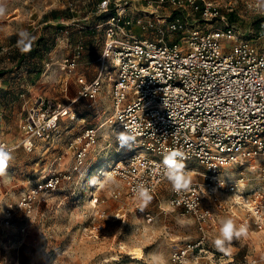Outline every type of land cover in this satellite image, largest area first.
Masks as SVG:
<instances>
[{"label":"built area","instance_id":"built-area-1","mask_svg":"<svg viewBox=\"0 0 264 264\" xmlns=\"http://www.w3.org/2000/svg\"><path fill=\"white\" fill-rule=\"evenodd\" d=\"M126 3L98 0L97 14H108V18L89 30L108 34L101 45L96 77L91 81L79 79L80 97L95 102L103 80L107 77L111 82L113 114L99 126L109 125L113 133L116 158L109 177L120 180L127 195L140 204L135 195L138 184L147 186L151 197L169 184L170 206L192 217L201 234L195 244L173 247L172 264H190L194 252L205 251L208 224L215 211H227L223 195L239 194L241 200L234 207L239 205L246 211L240 221L248 225L246 236L264 233V192L240 191L247 185L245 170L255 169L256 159L264 160V24L256 40L238 38L215 0H156L149 8L158 4L171 14L180 13L134 23ZM255 5L251 4L253 10ZM134 28L141 29L142 34H135ZM60 32L66 33L65 29ZM223 40L232 43L224 44ZM63 43L72 54L61 62L60 69L70 74L81 61L85 46H75L64 37ZM2 83L0 80V87ZM73 113L71 107L50 100L35 101L21 123L26 149L31 151L35 140L48 142L60 136L62 119L76 118ZM125 124L138 129L136 143L131 149L118 150L115 132L123 131ZM99 129H87L75 143V172L96 143ZM168 149L184 153L186 170L192 177L185 192L173 191L158 174ZM235 168L242 170L236 179L224 175ZM259 171L264 181V168L259 167ZM71 179L72 174L49 176L41 187L26 192L16 209L31 214L42 192H53ZM121 196L118 190L112 192L114 199ZM12 212L11 207L9 218Z\"/></svg>","mask_w":264,"mask_h":264},{"label":"rangeland","instance_id":"rangeland-1","mask_svg":"<svg viewBox=\"0 0 264 264\" xmlns=\"http://www.w3.org/2000/svg\"><path fill=\"white\" fill-rule=\"evenodd\" d=\"M125 1L127 14L134 23L138 19L151 21L156 16L173 17L180 13L171 14L158 4L149 8L150 2L156 0ZM215 1L238 38L257 39L264 24V13L251 8L256 0ZM97 3L98 0H7V12L0 17V79L14 74L17 81L14 86L25 94V100L16 107L6 105L1 111L4 126L0 129V142L15 149L6 175L0 176V264H152L154 253L163 257L162 264H172L171 255L176 244L186 246L200 241L195 220L170 206L168 183L142 206L127 195L120 180L109 176L105 179L116 158L111 127L105 125L99 129L113 114L111 82L107 77L103 80L101 94L93 102L80 97L79 81L81 78L90 81L91 68L97 75L101 45L107 39L108 31L89 30L90 26L108 18V14H97ZM155 9L157 12L152 13ZM52 12H58L69 28H74L69 35H61L62 29L57 36L52 27L41 28L46 13ZM21 30L35 38L28 52H21L17 46ZM133 32L142 34L139 28H134ZM62 36L69 38L73 45L75 42V46L79 43L85 46L81 61L70 74L60 69L61 62L72 54L67 55L63 38L58 40ZM97 41L101 43L96 45ZM223 43L232 41L223 40ZM37 50L40 54H35ZM86 58L89 63L82 61ZM113 67L110 62V68ZM5 80H2L0 91ZM63 84L66 85L61 91ZM38 99L71 107L76 118L62 119L60 136L48 142L35 140L30 151L24 146L21 123ZM91 128L99 129L98 139L75 172L78 146L75 143ZM255 165V169L245 170L247 185L240 190L264 192L259 171V167L264 168V160L256 159ZM234 170L224 175L236 179L242 170ZM53 174H72V179L64 181L53 192H42L31 214L16 209L26 192L41 187ZM92 177L97 178L95 185L89 182ZM114 190L120 191L122 196L114 199ZM96 198L99 199L97 203ZM240 200L236 195H223L227 211H215L208 224L205 251L194 252L190 264H264V233L254 232L234 239L227 252L218 251L212 244L219 234L221 219L231 217L239 225L246 215L242 206L234 207ZM141 206L142 212H139ZM11 207L13 212L9 218L7 213ZM136 249L143 253L141 258L133 255Z\"/></svg>","mask_w":264,"mask_h":264},{"label":"clouds","instance_id":"clouds-1","mask_svg":"<svg viewBox=\"0 0 264 264\" xmlns=\"http://www.w3.org/2000/svg\"><path fill=\"white\" fill-rule=\"evenodd\" d=\"M255 9L259 13H264V0H256ZM7 12V0H0V17H3ZM19 39L17 46L21 52L31 50V44L34 37L26 30H21L18 33ZM138 129L135 125H124L123 131L115 132V141L120 149H131L136 143ZM14 159L13 150L6 144L0 143V176L6 175L10 162ZM158 174L165 178L172 186L173 191L180 193L189 190L192 177L189 171L186 170L184 163V153L179 149H168L162 157V161L158 166ZM110 174H105L107 180ZM95 185L97 178L92 177L89 181ZM135 195L141 202L142 206H146L152 199L150 189L143 183L138 184L135 189ZM219 234L213 239V246L221 252H227L234 239H240L248 233V225L241 223L239 225L231 218H223L220 220ZM152 264H162L163 257L158 254H152Z\"/></svg>","mask_w":264,"mask_h":264},{"label":"crops","instance_id":"crops-1","mask_svg":"<svg viewBox=\"0 0 264 264\" xmlns=\"http://www.w3.org/2000/svg\"><path fill=\"white\" fill-rule=\"evenodd\" d=\"M49 25H52V26H49ZM66 25H68L67 22L65 21V19H63V18L60 17V14L58 12H57V17L56 18L53 17V14L52 13H46L45 18H43V22H42L41 28L44 29V27H45V29H47L49 27H52V29L57 32V36H60L59 35V31L64 28L65 31H66V33L69 35L70 34L69 33L70 30L72 31V30H74V28H69V26H66ZM44 36H45V34H44ZM64 37H65V35H64ZM62 38H63V36L61 38L58 37V40L60 41ZM74 44H75V42H74ZM64 47L65 48L66 47L68 48L66 50L67 55L70 52H72L71 49L68 46H65L64 45ZM82 61H86L87 62L88 61V58H86V60L84 59ZM87 63H89V62H87ZM93 71H94V69L91 68L89 70V72H88V78L90 79V81L93 80L96 77V71H95V73ZM14 77H15V75L12 74L10 77L5 76V77H3L4 79H2V80H5V79L6 80L4 82L3 87L1 88L2 90L0 91V129L4 126L3 125V123H4V121H3L4 115L1 114V111L4 109L3 106L6 107V105L7 106L8 105H10V106L11 105H15V107H16L17 104H20L23 100H25V94L18 92L17 89H16V87L14 86L15 85L14 82L16 81V78H14ZM16 83H17V81H16ZM65 85L63 84L61 86V88H60L61 91L63 90V88L65 87ZM18 96H20L21 99H19Z\"/></svg>","mask_w":264,"mask_h":264},{"label":"bare ground","instance_id":"bare-ground-1","mask_svg":"<svg viewBox=\"0 0 264 264\" xmlns=\"http://www.w3.org/2000/svg\"><path fill=\"white\" fill-rule=\"evenodd\" d=\"M244 186V185H243ZM243 186H241V187H243ZM240 191H242V190H240ZM232 195H236V197L238 196V198H239V194H232ZM238 199H236V201H237ZM133 255H135V258H141L142 256H143V253L141 252V250H138V249H136L134 252H133Z\"/></svg>","mask_w":264,"mask_h":264},{"label":"trees","instance_id":"trees-1","mask_svg":"<svg viewBox=\"0 0 264 264\" xmlns=\"http://www.w3.org/2000/svg\"><path fill=\"white\" fill-rule=\"evenodd\" d=\"M52 14H53V17H54V18L57 17V12H52ZM45 52H47V51H45ZM35 54H40V51L37 50V51L35 52ZM0 80L2 81V79H0ZM2 82H3V81H2Z\"/></svg>","mask_w":264,"mask_h":264}]
</instances>
